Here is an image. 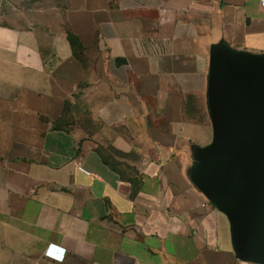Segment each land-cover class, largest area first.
Instances as JSON below:
<instances>
[{"label":"crops","instance_id":"1","mask_svg":"<svg viewBox=\"0 0 264 264\" xmlns=\"http://www.w3.org/2000/svg\"><path fill=\"white\" fill-rule=\"evenodd\" d=\"M222 52L264 60L260 1L0 0V264H250L192 179Z\"/></svg>","mask_w":264,"mask_h":264},{"label":"water","instance_id":"2","mask_svg":"<svg viewBox=\"0 0 264 264\" xmlns=\"http://www.w3.org/2000/svg\"><path fill=\"white\" fill-rule=\"evenodd\" d=\"M207 104L213 138L192 179L230 219L237 256L264 264V60L219 54Z\"/></svg>","mask_w":264,"mask_h":264},{"label":"built area","instance_id":"3","mask_svg":"<svg viewBox=\"0 0 264 264\" xmlns=\"http://www.w3.org/2000/svg\"><path fill=\"white\" fill-rule=\"evenodd\" d=\"M260 1V4L264 6V0H258ZM78 170L83 172L86 175H90L91 173L85 170L83 167H81L79 164L76 165ZM45 255H49L51 257H54L55 259L62 261L66 255V251L62 247H56L55 245L51 244L49 245L45 250Z\"/></svg>","mask_w":264,"mask_h":264},{"label":"trees","instance_id":"4","mask_svg":"<svg viewBox=\"0 0 264 264\" xmlns=\"http://www.w3.org/2000/svg\"><path fill=\"white\" fill-rule=\"evenodd\" d=\"M67 39L72 47L73 52L76 54L82 50V46L78 40V38L72 34L71 32L67 33Z\"/></svg>","mask_w":264,"mask_h":264},{"label":"rangeland","instance_id":"5","mask_svg":"<svg viewBox=\"0 0 264 264\" xmlns=\"http://www.w3.org/2000/svg\"><path fill=\"white\" fill-rule=\"evenodd\" d=\"M192 114H193L195 117H200V112H198V111H194ZM250 264H255V263H250Z\"/></svg>","mask_w":264,"mask_h":264},{"label":"clouds","instance_id":"6","mask_svg":"<svg viewBox=\"0 0 264 264\" xmlns=\"http://www.w3.org/2000/svg\"><path fill=\"white\" fill-rule=\"evenodd\" d=\"M56 247H59V246H56ZM65 251H66V250H65ZM47 256L50 257V258H52L53 260L59 261V260L55 259L54 257H51V256H49V255H47Z\"/></svg>","mask_w":264,"mask_h":264}]
</instances>
